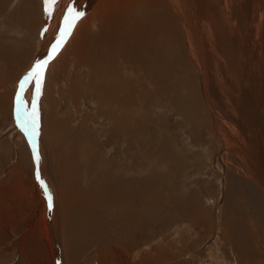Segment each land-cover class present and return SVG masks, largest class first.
Masks as SVG:
<instances>
[{"label": "rangeland", "instance_id": "rangeland-1", "mask_svg": "<svg viewBox=\"0 0 264 264\" xmlns=\"http://www.w3.org/2000/svg\"><path fill=\"white\" fill-rule=\"evenodd\" d=\"M20 3L13 0L0 11V264H264V200H249L250 181L263 182L254 179L250 157L240 151V136L232 127L242 132L236 85L230 91L222 88L219 96L221 88L213 81L211 108L200 95L198 61L187 55L178 37L165 34L160 43L146 40L155 48L148 60L136 64L134 57L121 55L113 68L100 72L98 83H92L97 71L88 59L78 63L73 50L59 53L47 66L39 97L35 81L25 85L18 117L20 84L42 56L41 34L14 20ZM139 9L148 16L138 21L173 15L172 21L182 24L183 11L170 12L166 0H144ZM130 16L116 26L134 24ZM205 23L195 32H203ZM260 30L264 35V25ZM8 53L18 56L15 64ZM170 66L177 75L168 76ZM113 75L121 82L116 84ZM193 79L196 108L204 117L194 123L191 109L177 106L170 96L182 85L188 91ZM33 105L39 163L31 126L24 124ZM123 180L130 186L127 201L117 194L118 203L104 205L107 183L119 187ZM234 183L235 194L229 189ZM140 187L141 194L135 193ZM85 198L93 206L98 203L95 209L85 205L82 223L73 214L81 215L77 207ZM126 209L141 220L118 235L115 221ZM98 222L100 238L91 235ZM65 237L71 239L67 251Z\"/></svg>", "mask_w": 264, "mask_h": 264}, {"label": "bare ground", "instance_id": "bare-ground-1", "mask_svg": "<svg viewBox=\"0 0 264 264\" xmlns=\"http://www.w3.org/2000/svg\"><path fill=\"white\" fill-rule=\"evenodd\" d=\"M143 1L57 0L53 5L51 14H49L45 0H21V3L17 6L14 20H19L22 24L21 26L24 28L29 26L30 31L34 29L33 32L35 34H38V32L41 34L42 49L40 48V51L42 53L40 55H42L41 58L44 57L46 59L52 45L55 44L56 39L59 37L60 30L64 27V17L67 16L68 9L75 7L77 11L84 12V17L75 24L69 40L59 53L63 56V54L73 50V54L79 57L78 63L81 59L83 61L88 59L86 63L92 65L97 71L92 76V83L94 80H97L98 83L100 81V72H108L109 68H113L115 63H117L118 57L121 55L124 57H134V63L136 64L140 63V60H148L150 55L155 52V48L151 44H146V40L155 39L157 43H160L161 37L165 34L173 38L174 36L178 37L181 40L180 45L184 48V51L187 46L186 49L189 51L187 55L191 54V57L195 58L201 66L202 89L199 87V91L200 95L203 92L205 97H207L206 101L211 108L215 106L213 97L216 89L213 81H216L217 86L221 88L219 96L223 91L222 88L230 91L234 84L236 85L237 94L234 95L236 96L234 100L238 115L240 116L239 121L242 126V132L240 133L239 131L240 126L239 129L235 128V126L232 127L237 135L240 136V151H246L250 157L249 162H247L251 165L254 179H259L263 182H261L262 186H259L260 183L257 184L255 181H250L251 191L249 193V200L253 204H255L254 200L261 203L264 200V195H262V193L264 194V35L260 34L259 30L264 25V0H166L168 6H170V12L178 15L179 12L183 11L184 15H182L181 26L172 21L173 15H165L164 21L161 18L158 20L150 19L148 23L138 21L137 19L141 18L143 20L148 16L142 9H139ZM10 2L12 3L13 0H0V11L6 9ZM136 9L138 10L136 11ZM129 13L131 14L130 19L134 20V24L127 27L116 26L122 23V21L127 22L129 20ZM43 16L45 20L42 24ZM14 20L11 17V21ZM168 21L175 24V26ZM204 21L207 22L204 24L207 27H204L203 32L198 31L196 33L194 28ZM12 55L8 53V58H11V62L15 64L18 56L15 55L13 57ZM41 58L40 60H42ZM100 62L104 64L100 65ZM54 65L56 64L52 66L54 67ZM84 65L86 64L84 63ZM88 69L90 70V68ZM169 75H171L170 77L177 75V69L170 66ZM120 78V76L113 75L112 79L118 84L121 82ZM222 78H224L225 84H223ZM151 80L155 84L158 82V80ZM192 83L193 81H191ZM191 84H188V91H185L183 85L181 90L172 89V95L170 96L177 106L182 107L184 110L191 109V119L194 123L198 121V116L201 117V120L204 117L201 115V112L199 114V110L196 108L199 101L196 90L198 89V86L196 88L197 83L195 84L194 80L193 87ZM227 94L231 95V93ZM152 96L153 93H150L149 97ZM107 97L108 94L103 98L105 102H107ZM123 100L127 102L129 97L123 96ZM145 100L142 98V101ZM248 176L250 175L248 174ZM259 180L257 181L260 182ZM126 183L123 180L119 187H111L107 183L105 187L107 196L103 197L104 205L118 203L119 201H116L118 198L115 199L114 197L117 194L124 195V198L120 199L122 203L125 199L127 201V196H130V186L128 189ZM235 186H237L235 183L229 186L230 190L234 189L232 191L234 194L236 191ZM248 186L250 185L248 184ZM110 188L114 189V193L111 195ZM143 190L144 187L136 188L135 193L141 194ZM241 193H244V189H242ZM135 195H131V198ZM85 199L86 203L82 202L77 207L82 210L81 215L79 213L77 215L73 214L75 216L73 219L79 220L82 223L85 205L87 204L90 208L95 209L98 203V200H95L97 201L96 206H93L89 203L88 198ZM142 201L140 202L139 200L138 203L140 204ZM68 206L74 212L72 200ZM91 210L94 211L93 209ZM126 210L127 212L119 216L120 220L115 221L118 231H116V227L114 228L118 235H125L128 227L138 226V222L141 220L137 214H132L131 209ZM121 218L123 219L121 220ZM96 225V227L95 225L92 226V230L97 232L98 227H100L99 222ZM122 229L125 231H122ZM95 231L91 235L100 238L102 230L97 233ZM69 233L71 236L76 234L72 231ZM102 235L106 236V232H103ZM73 238L75 241L77 240V236ZM85 240L90 241V239ZM70 242L71 239L65 237L63 250L67 251V245ZM237 243L242 249V244Z\"/></svg>", "mask_w": 264, "mask_h": 264}, {"label": "snow or ice", "instance_id": "snow-or-ice-1", "mask_svg": "<svg viewBox=\"0 0 264 264\" xmlns=\"http://www.w3.org/2000/svg\"><path fill=\"white\" fill-rule=\"evenodd\" d=\"M57 2V0H45V4L47 5V9L49 14H51L53 10V5ZM85 13L82 11H77L75 7L68 9L67 16L64 17V27L60 30L59 37L56 39L55 44L52 45L51 51L48 55L47 59L38 60L34 65L33 69L24 77L20 84V91L16 96L17 103V116H20V104L22 103V94L25 91V85L35 81V93L36 96L39 97L41 94V85L43 82L44 74L47 70V66L49 62L56 58L59 55L60 50L66 44L68 38L70 37L75 24L84 17ZM27 118L24 121L26 129L28 126H31V130L29 131V135L31 137L32 150L35 156V160L39 163L40 154L36 144V135H37V109L35 105H33L31 112L26 114ZM42 186H43V182ZM49 206L50 197H49Z\"/></svg>", "mask_w": 264, "mask_h": 264}, {"label": "crops", "instance_id": "crops-1", "mask_svg": "<svg viewBox=\"0 0 264 264\" xmlns=\"http://www.w3.org/2000/svg\"><path fill=\"white\" fill-rule=\"evenodd\" d=\"M14 104H15V100H14Z\"/></svg>", "mask_w": 264, "mask_h": 264}]
</instances>
